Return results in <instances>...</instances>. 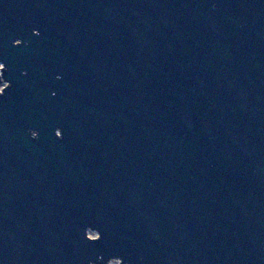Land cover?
<instances>
[{
  "label": "water",
  "instance_id": "obj_1",
  "mask_svg": "<svg viewBox=\"0 0 264 264\" xmlns=\"http://www.w3.org/2000/svg\"><path fill=\"white\" fill-rule=\"evenodd\" d=\"M114 259L264 264V0H0V264Z\"/></svg>",
  "mask_w": 264,
  "mask_h": 264
},
{
  "label": "flooded vegetation",
  "instance_id": "obj_2",
  "mask_svg": "<svg viewBox=\"0 0 264 264\" xmlns=\"http://www.w3.org/2000/svg\"><path fill=\"white\" fill-rule=\"evenodd\" d=\"M88 233H89V235L91 237H97V236H99V234H98V232L96 230L89 229V232ZM111 262L113 264H118V260H116V259L112 260Z\"/></svg>",
  "mask_w": 264,
  "mask_h": 264
}]
</instances>
